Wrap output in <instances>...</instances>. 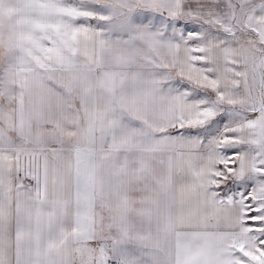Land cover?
I'll use <instances>...</instances> for the list:
<instances>
[{"label":"snow or ice","instance_id":"obj_1","mask_svg":"<svg viewBox=\"0 0 264 264\" xmlns=\"http://www.w3.org/2000/svg\"><path fill=\"white\" fill-rule=\"evenodd\" d=\"M0 264H264V0H0Z\"/></svg>","mask_w":264,"mask_h":264}]
</instances>
